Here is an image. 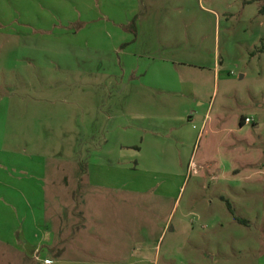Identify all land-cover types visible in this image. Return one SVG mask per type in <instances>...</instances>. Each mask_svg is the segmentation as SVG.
<instances>
[{
  "label": "rangeland",
  "instance_id": "rangeland-1",
  "mask_svg": "<svg viewBox=\"0 0 264 264\" xmlns=\"http://www.w3.org/2000/svg\"><path fill=\"white\" fill-rule=\"evenodd\" d=\"M262 9L264 0H0V222L13 188L29 191L11 176L25 180L30 168L48 214L77 224L79 264L127 263L102 260L105 248L123 246L143 264H264ZM73 45L169 59L184 78L175 88L197 98L137 88L123 67L92 72L91 62L73 63ZM188 107L197 114L186 143L151 125L188 122ZM122 138L143 146L128 150L139 156L105 164ZM79 164L112 184L128 178L127 189L75 190Z\"/></svg>",
  "mask_w": 264,
  "mask_h": 264
},
{
  "label": "crops",
  "instance_id": "crops-1",
  "mask_svg": "<svg viewBox=\"0 0 264 264\" xmlns=\"http://www.w3.org/2000/svg\"><path fill=\"white\" fill-rule=\"evenodd\" d=\"M36 21L44 22L45 18L41 19L40 21L39 17L36 16ZM118 25H120V23ZM125 31L126 32L124 33L125 35L123 40H126L129 30L127 32V30L125 29ZM42 33L46 34V30H43L42 28L37 29V31L35 30V34L40 37H42ZM130 35L131 34H129V36ZM131 36H134V38L136 37L138 39V35L132 34ZM28 38L30 40L27 42H30L31 44L33 38H30V36ZM126 42L128 43V41ZM115 46L116 47L113 46L112 48L105 49L103 51V49L100 48L85 49V47L82 48L80 47V45H73L71 46V51H69L71 55L74 56L73 63H75V59L78 62L81 61L82 63L91 62L93 67L90 69H93L91 70L92 72H96L97 70V73H101L104 69V71L110 69L117 72L120 67H123L122 69L126 70V73L122 71V74H124L123 76H127V72H129L131 79L128 81H130V85L136 86L137 88L151 91H163L165 93H171L175 95L181 94V91H184L183 88H175L176 85H184V78L183 74L178 71V69H176V64L170 62L169 59L161 57L148 58L144 57V55H142L141 57L138 54H133L132 51L128 52L127 49H118V45ZM117 49L120 58L119 64H117L115 56ZM35 50H38L39 53H44V51L46 52V39H44L42 43V39L39 38V40H37L36 42ZM130 58L133 59L131 60ZM143 58H146L147 61L151 63V70L155 71V76L149 78V80L147 79V73L149 72L150 67H148L147 65L144 66L140 63ZM182 94H184V97H187V95H189L197 98V94L193 92L192 89L191 94H189L188 92L187 94ZM187 109L193 112L188 113V122L185 118L181 117L178 121H169L170 124L167 125L165 122L159 124L160 122L158 123L154 121L151 125H153L158 132L167 130L169 132H176L177 134L180 133L182 139L180 138L179 140H181L182 143H186V139L189 137L188 134H190V131L188 130L189 125L196 122L193 114L194 112L195 114H197V112L194 109H191V107H188ZM189 110H187L186 112H190ZM141 118L143 117L134 116L131 119L137 121ZM206 120L207 116L202 120V129L206 126ZM116 124L117 128L119 130L121 129L123 133L128 132L127 129L129 128V125L122 123V119L117 121ZM176 125L178 126V128L175 127ZM134 127L135 130H131L130 132L140 131V128L138 126L134 125ZM123 139L124 138H122V141H119V145L116 146V148L120 149L119 152H110L107 153V156L104 155L105 160H103V162L105 164L121 165V163H123L127 164L124 166H128L131 165L130 161L132 162L134 158H137L139 156L138 154L137 156L130 158L131 152L129 151L128 153V150L134 148V150H137L140 153L143 149V146L137 147L136 143L128 144ZM137 164L140 165V162ZM80 165L81 164H79L80 173L77 179L75 190L78 191V189H80L81 187H86L89 189V193H92L94 191H98V189H112V187L115 186V188L122 187L123 189H127V185L125 184H127L126 181H128V178L120 180V182H124L125 184H112L111 181H108V177L104 176L107 172L100 178H95V165L88 164V166L84 169H80ZM22 173L25 176H28L27 178H25V180L20 178L18 180L14 176H11V180L17 181L19 182V184L26 186L29 191L25 188H23L24 190L19 187L13 188L14 192L12 194L15 195L14 198L16 199L11 198V208L8 207V210H5L4 214L1 215V218L3 220L2 222H0V246H5V248H0L2 250H0V259H5L6 263L8 264H79L77 261L81 259L77 258L75 253L77 252V250L81 251V248L80 246H77V244L75 245L73 242L74 238L77 236V234L75 233L77 224H74V222L70 219H68V223L66 219V222L65 220L59 222L58 217L60 215H58L56 209L53 210L51 214H48L49 204L47 200L48 197L45 194V190L37 188L36 186H33L32 188V183L30 180V168H24L22 170ZM97 180L99 181V183L96 182ZM105 181H107L108 183H105ZM19 194L22 195V199L20 201L16 197ZM75 197L76 194L74 193L71 198L73 199ZM78 214V211H74L72 212L71 216H74V219H76L78 217ZM62 219L63 217L60 216V220ZM44 241L46 243H43ZM135 251L136 249H131V251L126 252L124 246L116 247L114 248V250H112L111 248H105V253L102 260L120 262L127 261V263L124 264H143L144 259L142 257H137V255H134ZM85 260L89 259H83V261Z\"/></svg>",
  "mask_w": 264,
  "mask_h": 264
},
{
  "label": "trees",
  "instance_id": "trees-1",
  "mask_svg": "<svg viewBox=\"0 0 264 264\" xmlns=\"http://www.w3.org/2000/svg\"><path fill=\"white\" fill-rule=\"evenodd\" d=\"M261 12H264V10L262 9ZM263 51H264V48H263ZM245 119L246 118H242V120H241V126H245ZM228 207H229L230 212L234 214V211H233L232 207L230 206V204H228ZM236 219H237V221H239L241 223H244V220H241V219H239L237 217H236Z\"/></svg>",
  "mask_w": 264,
  "mask_h": 264
},
{
  "label": "built area",
  "instance_id": "built-area-1",
  "mask_svg": "<svg viewBox=\"0 0 264 264\" xmlns=\"http://www.w3.org/2000/svg\"><path fill=\"white\" fill-rule=\"evenodd\" d=\"M247 124H251V119L246 118V120H245V125H247Z\"/></svg>",
  "mask_w": 264,
  "mask_h": 264
}]
</instances>
